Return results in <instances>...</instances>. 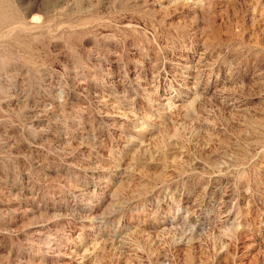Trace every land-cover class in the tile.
Returning <instances> with one entry per match:
<instances>
[{
	"label": "rangeland",
	"instance_id": "rangeland-1",
	"mask_svg": "<svg viewBox=\"0 0 264 264\" xmlns=\"http://www.w3.org/2000/svg\"><path fill=\"white\" fill-rule=\"evenodd\" d=\"M0 264H264V0H0Z\"/></svg>",
	"mask_w": 264,
	"mask_h": 264
}]
</instances>
